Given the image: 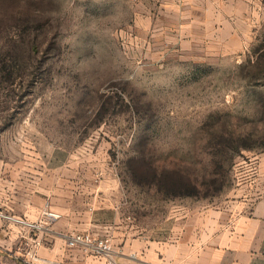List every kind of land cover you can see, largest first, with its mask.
<instances>
[{
	"label": "rangeland",
	"instance_id": "rangeland-1",
	"mask_svg": "<svg viewBox=\"0 0 264 264\" xmlns=\"http://www.w3.org/2000/svg\"><path fill=\"white\" fill-rule=\"evenodd\" d=\"M160 1L0 0V213L50 189L160 240L264 191V0L231 12L245 44L225 57L161 35Z\"/></svg>",
	"mask_w": 264,
	"mask_h": 264
},
{
	"label": "crops",
	"instance_id": "crops-1",
	"mask_svg": "<svg viewBox=\"0 0 264 264\" xmlns=\"http://www.w3.org/2000/svg\"><path fill=\"white\" fill-rule=\"evenodd\" d=\"M171 1L174 16H165L174 18L175 24L165 23L167 28L160 33L167 38L175 35L171 40L187 57L192 56L190 50L225 57L233 48L243 49L242 32L236 29L231 12L237 5V11L245 10L250 0H162L159 10L167 9ZM260 175L264 176V168ZM261 180L254 182L257 191L260 185L264 189V177ZM45 193L42 198L22 197L15 207L5 204L14 213L9 216L29 223L40 221L45 210L60 213L61 218L35 232L0 218V264H108L84 246L68 245L72 236L87 233L109 235L119 264H264V191L250 193L223 211L200 214L196 221L181 219L160 240H119L102 216L104 208L97 213L61 210L50 204V189ZM34 239L37 247H33Z\"/></svg>",
	"mask_w": 264,
	"mask_h": 264
},
{
	"label": "built area",
	"instance_id": "built-area-1",
	"mask_svg": "<svg viewBox=\"0 0 264 264\" xmlns=\"http://www.w3.org/2000/svg\"><path fill=\"white\" fill-rule=\"evenodd\" d=\"M0 218L8 219L18 224L27 226L30 230H32V232H35L42 230L45 226L53 224L61 218V215L51 210H45L42 214V219L35 223H29L25 220L17 219L2 213H0ZM32 244L33 247H37L39 242L34 239L32 240ZM68 245L70 247L84 246L85 248L91 250L93 254L106 259L108 264H119L116 258L117 252L114 250L112 239L109 235L96 236L90 233L76 234L71 237ZM34 257H36V254H33V258Z\"/></svg>",
	"mask_w": 264,
	"mask_h": 264
},
{
	"label": "trees",
	"instance_id": "trees-1",
	"mask_svg": "<svg viewBox=\"0 0 264 264\" xmlns=\"http://www.w3.org/2000/svg\"><path fill=\"white\" fill-rule=\"evenodd\" d=\"M183 195V194H182Z\"/></svg>",
	"mask_w": 264,
	"mask_h": 264
}]
</instances>
